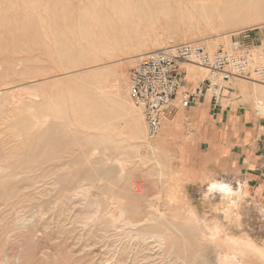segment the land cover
I'll use <instances>...</instances> for the list:
<instances>
[{"label": "bare ground", "instance_id": "obj_1", "mask_svg": "<svg viewBox=\"0 0 264 264\" xmlns=\"http://www.w3.org/2000/svg\"><path fill=\"white\" fill-rule=\"evenodd\" d=\"M136 8H147L144 13L150 17L168 15L166 21L162 23L158 21L160 25L162 24L163 35L153 29L155 25L151 22L145 25L131 23L130 14ZM183 26L187 27L183 28ZM263 26L264 0H0V55L3 63L0 81L5 82L7 78L9 80L15 78L19 69L14 63L18 60L23 63L22 69L40 70L45 68L44 64L47 61L55 65H70L76 61H86L90 64L102 61V56H113L124 49L137 47L143 50L137 55L128 57L132 60L173 45L170 44L169 39L177 42L181 39H189L187 37L189 34L199 32L202 34L217 32L214 37L211 35L205 37L204 44L198 43V40H189L213 52L218 47L217 39L224 40L228 45L226 47L234 49L238 44L232 41L234 34L249 27ZM38 49L48 58L42 57L35 51ZM10 51L22 54L10 55L8 54ZM254 58L256 59L255 55ZM186 68H188L187 77L197 78L199 74H205L207 71L206 68L193 63L188 64ZM121 70L114 69L105 73L106 69L96 68L82 72L81 80L73 81L72 85L61 88L53 102L38 104L36 113L23 109L24 111L14 113L6 121L5 125L11 132L7 140H14L16 147L1 151L3 160L0 163V206L1 204L4 207L10 206L15 210V213H12L16 217L13 218L11 226L3 224L0 226V264H12L9 251L15 248L14 241L12 242L15 236L13 232L25 228L23 233L25 236L34 234L35 231L34 217L22 215L20 211L18 213L17 210L20 208L17 206L46 208L47 204L51 205V201L45 198L47 197L45 190H41L38 183L43 180L36 182L32 175L36 168L40 171L41 168L38 167L42 166L44 173L45 169L50 171H48L50 178H47L49 182H43L48 184L50 190L48 192L58 191L66 183L76 185L71 192L69 191L70 193L63 195L60 200L56 199L50 208L59 209V213L63 214L64 210L73 209L70 206L72 201L76 199L77 203V199L81 197L84 200L83 205L90 213L84 211L86 215L82 218L88 220L86 223L89 227L93 223L98 230L93 234L94 225H91L93 228L91 227L92 232L89 236L94 238L95 243L92 241L94 244L89 243L88 246L92 248L108 244L109 249L106 254H111L109 253L111 251L115 262L121 261L124 255L129 257L130 264H140L143 260H149L153 264L154 257L158 259L166 255L169 257L167 259L165 257L166 263L168 261L169 264H195L201 259L203 262H208L205 260L206 251L212 249L217 264H264V245L257 243L249 235L229 233L218 221H214L211 225H202L193 212L185 215L180 212L179 207V212L177 209L176 212L161 211L160 206L156 207L152 201L145 202L149 210L143 212L144 210L140 211L141 206L139 207L137 202L128 201V198L123 196H118L115 200L107 199L104 202L91 200L89 183L86 185L81 183L83 181L72 180L81 171L78 169L74 171L71 168V165L78 160L86 162L84 169L88 175L90 171L96 174L94 180L91 177L88 180L94 183V188L101 189H109L108 186L111 188V183L105 185L101 183L102 178L98 173L100 170L106 171L108 167L107 165L102 167L103 164L97 167L92 163L112 164L113 162L119 170V181L128 183L130 187L134 185L130 183L133 175L131 172L138 166L137 160H133L134 157H138L142 164L155 161L162 166L159 156L165 151L163 145L159 146V149L151 145L150 148L153 149L151 155L143 154L140 150L144 146H150V142H147L148 130L141 108L131 99L130 82L127 83L128 89L124 90L121 83L124 73ZM4 86L8 87V90L12 89L11 87H18L16 80L6 82ZM259 86L254 89V94L256 98L261 97L263 100L257 99L256 111L260 109L258 113L264 115V84L259 82ZM8 90L5 92L8 93ZM1 93L3 95L4 92ZM208 93L210 97L213 94L219 95L220 89H211ZM1 110L4 114L7 113ZM181 110L178 112L180 113ZM39 112H46L51 119L40 118ZM167 119H170L169 115ZM173 123L172 126L169 122L163 132L168 137L179 139L182 143L181 140H185L181 131L183 115H179ZM0 126H2L1 122ZM5 140L0 138V144H4L7 141ZM184 145L182 144L180 149L184 150ZM124 150L126 151L121 154L120 152ZM45 164H49L47 168ZM163 171L161 168L157 170L159 174H164ZM19 173L25 174V180L31 184L30 188L28 185L27 188L34 191L33 193L26 194L27 191L24 190L29 191V189H24L26 195L12 194L16 190L20 193V188L8 186ZM42 175L44 177V174ZM20 177L21 180L24 179L23 176ZM97 179H100V182H96ZM210 190L219 192L227 201L228 206L225 211L228 214L231 213V208L238 205L243 193L242 186L235 189L231 184L219 180H211ZM137 195L144 196L140 188ZM48 208L45 209L46 212ZM11 209L9 212L12 211ZM89 209L94 210L91 211L93 213L89 212ZM9 219L11 218L5 221ZM86 226L88 228V225ZM58 227L61 228L60 225ZM190 238H197L198 241L190 242ZM21 240L26 242V239Z\"/></svg>", "mask_w": 264, "mask_h": 264}, {"label": "rangeland", "instance_id": "obj_2", "mask_svg": "<svg viewBox=\"0 0 264 264\" xmlns=\"http://www.w3.org/2000/svg\"><path fill=\"white\" fill-rule=\"evenodd\" d=\"M146 9L147 8H136L132 10L130 14V18H131L130 20L132 21L131 23L145 25L151 22L155 25L153 29L157 33L163 35V30L161 28L162 24L160 25L158 21L160 20L161 23L163 21H166L168 19V15L160 14L159 16L150 17L146 15V13H144ZM130 25L133 26L135 24H130ZM186 27L187 26H183V28ZM216 33L215 32L209 34L206 33L202 34L200 32L193 33L187 35L189 39H181L177 42L173 41L172 39H169L170 40L169 42L170 44H179L183 42H189V40L193 39V40H198V43L203 42L201 44H204L205 37L210 35L214 37ZM257 35H259L258 36L259 38L257 40H254V38ZM214 39L216 41V38ZM232 41L238 42L244 45L245 47H249V49H251V53L256 56L255 62L258 63L261 60L264 61V26L249 27L247 29H244L243 31L237 34H234L232 36ZM217 42H218L217 43L218 47L219 45H222L224 48L228 46L226 45L227 43L225 44V41L222 39H217ZM248 42L250 44H248ZM218 47L215 50H217ZM226 49L229 48L226 47ZM35 51L41 54L40 49ZM141 51L143 50H139L137 47L132 49H124L122 52L113 56H102L101 57L103 59L102 61H97L90 64L86 61H80V62L76 61L75 63L70 65H55L47 61L44 64L45 68L40 70L22 69L23 68L22 61L21 60L16 61L14 65L19 69V73L15 76L14 79L12 78L9 80V78H7V81L5 82L0 81V86H1L0 90H2L0 91V93L4 92L3 95L2 93L0 94V114H1L0 122L2 125L0 126V132H2L0 133V138L7 140L8 136L11 133L9 130L10 128L6 127L5 125L6 121L10 119L11 115H13L18 111H24V110L30 113H36L38 104H43L49 101L53 102L54 98L56 97L58 91L61 88L72 85L73 81L81 80L82 72L90 71L96 68H101V69H106L105 73H109L111 70L114 69H120V70L122 69L121 71H123L124 77L121 79V83L123 84L124 90H127L128 89L127 83L130 82V73L133 70V68H135L138 65V63L142 60L141 57H140L141 59L137 57L132 60L128 59V57L137 55L141 53ZM8 54L20 56L22 53H18L17 51H10L8 52ZM42 57L45 56L42 55ZM1 58L2 55H0V71L2 70V65H3ZM45 58L47 59L48 57L46 56ZM187 65L188 64H185L184 66ZM206 72H208V70L205 71V74H199L197 78L188 76L187 80L189 82H193L194 84H196L198 81L208 77V73ZM45 77H48V79H44ZM13 80H16L18 87L15 88L11 87L12 89L8 90V87L10 85L9 84L8 87L5 88L6 87L4 86L5 83L11 82ZM225 85L226 88H224L222 94L219 96L220 100H222L225 106L229 103H233L234 101H238L237 104L240 102V106H242L243 108L248 103H250L253 105L252 106L253 109L256 110L258 106L257 105L258 98L255 97L254 89L260 87L259 82L252 79L234 78L229 82L225 83ZM235 88L238 91H236ZM5 90H8V93L5 92ZM181 98L182 97L180 94L177 101H173L171 106L164 113L162 127L159 136L154 139H150L148 137L149 140L147 139L148 140L147 142L148 143L150 142L149 143L150 146L147 145L140 149L143 152V154L151 155L153 151V149L150 148L151 145L156 147V149H159V146L163 145L165 151H163L159 156L162 166H159L158 163H156L155 161H149L146 162V164L144 163L142 164V161L138 157H134L133 160H137L136 163L138 166L134 171L131 172L133 173V175L131 176L130 183L131 185L134 184L133 187L131 186L133 189L128 185V183H123L119 181L118 178L119 170L117 169V167L113 165V162L112 164L92 163L94 166L97 167H101L102 164H103L102 167L107 165L106 167L108 168L106 171L100 170L98 173H99V177L102 178L101 181L102 184L104 183L105 185V183L107 184L111 183V188L110 186H108L109 189L106 188L101 189L100 187H95L96 189L94 188V183L92 184L88 179H90L91 177L94 180V177L97 176L92 171H90L88 175V173L84 169L86 165V162L84 160L75 161L74 164L71 165V168L74 171H76V169L81 170L78 172V176L74 177L75 179L72 180L75 182L83 181L81 183H85L86 185L89 183L88 184V187H90L89 198L91 200H99L101 202H104L107 199L115 200V198H118V196H123L126 199L128 198L127 199L128 201L131 200L132 202H137L139 204V207L141 206L140 211L144 210L143 212H147L149 210L148 207H146V203H145L147 201H152L156 207L157 205L158 208L160 206L159 209L165 212H169V211L176 212V209L178 210L179 207V209L181 208L180 209L181 211L178 210V212L179 211L183 212V214L185 215H188L189 213L193 212L197 216L199 223L202 225L204 224L211 225L213 224L214 221H218L225 227V229L229 233L233 235H244V234L249 235L257 243L264 245V196H262L261 194L256 195L255 193H253L252 190L248 187L247 183H245L239 177H236V173L231 168L230 163H228L225 160L222 161L221 158L214 153L215 152L214 146L211 143H209L208 142L209 140H207L204 137V135L200 132V128L194 126L193 117L188 113L187 110H185V108L181 106L180 103ZM208 98H210L209 93H208ZM258 100H263V99L259 97ZM21 101L25 103L21 104L20 103ZM15 108L18 109L16 110ZM1 109H3L4 112L6 111L9 114L7 113L4 114ZM11 109H13V111ZM180 110L181 112L179 113L178 111ZM167 115L170 116V119H167ZM179 115H183V124H182L183 126H181V131L184 134L185 140H181L182 143L179 142V139H175L172 136L168 137L167 135H165V132H163L165 126L169 122L173 126L174 124L173 122H175V120ZM40 118L44 120L51 119L46 115V112H41ZM200 118L203 119V115H201ZM172 119L173 122H171ZM15 144L16 142L12 139L7 140L4 144H0V155L2 154L1 152L2 150L11 149L14 146L16 147ZM182 144L186 145V146L184 145L185 147L184 150L186 149L185 151L180 149ZM125 151L126 150L120 153L123 154ZM2 157L3 156L1 155L0 163H2L3 160ZM48 165L49 164H45V167L47 168ZM63 166L64 165H62V167ZM39 168H41L40 171L37 170L36 168L32 173L34 177L32 175L31 176L34 178L35 181L43 180V182L44 181L49 182V179L47 180V178H50V174H49L50 171L45 169V173H44L43 166L38 167V169ZM159 168L164 170L163 171L164 174H159L157 172ZM154 171L155 173H153ZM21 174L19 173L18 175H16L15 176L16 179L15 177H13V180L14 179L15 180L12 183L8 184L9 187L20 188V193L18 192V190L12 193L14 196L22 195V193L23 195L31 194L34 192L32 190L30 191L29 189L31 184L30 182H27V180H25L24 178L25 174L22 175ZM42 174H44V177ZM20 176H23L24 179L21 180L22 177ZM41 177L42 178L46 177V178L44 180ZM81 178L82 180H80ZM19 179H20V183H18ZM23 180L24 182H22ZM99 180L100 179H97L96 182H100ZM211 180H219L222 182L229 183L235 189H238L240 186H242L243 189L242 197L238 201V205L230 209L231 210L230 214L226 213L225 211L227 210V206H228V204L226 203L227 201L223 199L222 195L219 192L210 190ZM43 182L41 181V183L40 182L38 183L42 188L44 187L43 189L40 187V189L43 191L45 190L44 192L46 193L47 196L45 198L51 201L50 206L54 205L56 199L60 200L61 197H63V195H65L66 193H70L72 191L71 189H73V187L75 188L76 186L74 183L71 185L70 183H66L63 185V187H61L60 190L48 192L50 191L49 186L47 183H43ZM27 185L29 186V188H27L28 187ZM68 186L70 188H68ZM139 188L141 189L142 194H144V196L142 195L143 197H141V195H137V191ZM24 189H29V191ZM123 189L127 191L125 192ZM23 190L24 192L27 191L25 192L26 194L23 192ZM155 196L159 200H156L157 198ZM168 197L171 199H169ZM77 201L78 202L76 203V199H75L74 201H72L70 205L71 208H73L71 209L72 212L71 210H69L70 212L68 210L67 211L64 210L65 213L63 214L59 213L58 211L59 209L55 210L50 208V206H48L49 204L46 205V208L44 206L43 208L28 207V206L27 208L26 207L24 208L17 206L18 208H20V209L17 208L18 213L20 211L22 215H27V216L32 215L35 218V219L33 218L35 224V231L33 232L34 234L25 235V236L23 234L25 233L24 232L25 228L23 229L20 228L22 232L20 231V229L13 232V234L16 236L17 239L15 238L14 235H12V237L14 236V238H12V242L14 241L15 244L14 245L15 248L13 247L9 251L10 254L9 257L12 264H114V263L130 264V261L128 259L129 257L127 258V256L123 255L121 261L119 262L116 261L117 262L116 263L115 260L112 259L115 257H113L111 251L109 252L111 254L107 255L106 254L108 253L107 249H109L107 246L108 244L106 245L104 244L105 246L97 245L92 248L88 246L92 243V241H94V238H92L91 236V238L93 239L92 240L89 236L90 232L93 231L94 234L98 230L96 229V225H94L93 223H91V225H94L93 227L95 228V230L91 225L89 227V224L86 223L88 220L86 219L85 221V219L82 218L84 215H86L84 214L86 213L84 211H87L88 213V208H85L86 206L83 205L84 200L81 199V197H79ZM1 206H0V213H1L0 226H2V224L5 226H11L13 218L16 217L15 214H14L15 216L13 215V213H15L14 212L15 210L11 209L10 206L4 207L3 204H1ZM9 208L12 210L11 212H9L10 211ZM47 208L48 210L46 212L45 209ZM33 209L35 212H33ZM91 211L94 210L89 209V212ZM42 212L43 213L45 212L44 213L45 217L43 216V218L41 219L42 217L41 215H43ZM68 212L69 214H67ZM36 214H38L40 217H36L38 216ZM3 216L4 218L5 217L11 218L8 220L10 224H8V221L7 222L5 221L7 220V218H5V220H3L4 218L2 219ZM73 216H74V220H73ZM38 218H40V220ZM59 225L61 228L58 227ZM86 225H88V228ZM91 227L93 228V230L91 229ZM36 228L38 229L36 230ZM18 233L20 235L22 234L24 237L21 235V237L19 238L20 235ZM82 235L84 236V238ZM21 239H26V242L24 240L22 241ZM189 241L195 243L196 241H198V239L190 238ZM110 243L112 244V242ZM86 246L89 249L86 248ZM206 252L208 256L206 255L205 260H208V262L209 261L210 262L209 263L203 262L202 261L203 259H201L197 263L217 264L218 261L215 260L216 257L214 251L212 249H209ZM165 257L166 259L169 258L166 255H163L158 259L154 257V259H152V261L154 260L153 264H159L160 262H161L160 264H169L168 261L166 263ZM140 259L142 258L140 257ZM143 261H141L142 264H151L149 260H143Z\"/></svg>", "mask_w": 264, "mask_h": 264}, {"label": "built area", "instance_id": "obj_3", "mask_svg": "<svg viewBox=\"0 0 264 264\" xmlns=\"http://www.w3.org/2000/svg\"><path fill=\"white\" fill-rule=\"evenodd\" d=\"M192 63L206 68L208 77L192 92H185L182 96L180 103L185 109L195 104L204 92L219 88L220 94H213L216 99L226 88L225 83L234 78L264 84V61L255 62L251 49L240 43L234 49L219 45L217 50L210 52L195 42H184L150 52L130 73V95L142 110L150 139L159 136L163 115L184 81L180 66ZM260 111L257 109V113Z\"/></svg>", "mask_w": 264, "mask_h": 264}, {"label": "crops", "instance_id": "obj_4", "mask_svg": "<svg viewBox=\"0 0 264 264\" xmlns=\"http://www.w3.org/2000/svg\"><path fill=\"white\" fill-rule=\"evenodd\" d=\"M183 65L179 72L184 81L173 101H177L179 94L182 97L185 92H192L207 79L196 84L189 82L188 68ZM207 93L204 92L195 104L185 110L193 117L194 126L199 127L214 146V153L222 161L230 163L236 177L247 183L253 193L264 196V117L259 116L250 103L244 108L240 102L237 104L238 101L225 106L219 96L216 99L213 95L208 98Z\"/></svg>", "mask_w": 264, "mask_h": 264}]
</instances>
